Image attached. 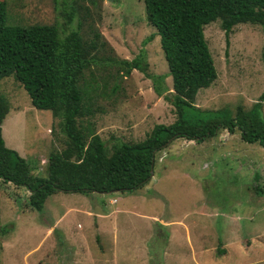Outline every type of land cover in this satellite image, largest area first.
<instances>
[{
    "label": "rangeland",
    "instance_id": "rangeland-1",
    "mask_svg": "<svg viewBox=\"0 0 264 264\" xmlns=\"http://www.w3.org/2000/svg\"><path fill=\"white\" fill-rule=\"evenodd\" d=\"M0 1L7 25L55 26L60 38L76 31L84 43L99 35V50L77 84L83 115L76 121L108 152L114 143L141 141L153 125L174 121L150 78L137 70L124 76L115 62L142 49L145 73L162 76L171 92L142 0H57V6L53 0ZM202 34L216 79L198 91L194 105L232 114L238 106L249 110L264 89L261 28L235 25L227 45L218 20ZM0 95L8 105L0 124L4 145L27 161L31 176L44 178L48 154L66 142L60 120L34 109L12 75L0 80ZM260 114L264 119V103ZM28 195L0 185V228L9 229L0 236V264H264V148L241 142L237 131L220 130L199 144L173 140L154 155L150 179L133 192H57L40 213L28 207Z\"/></svg>",
    "mask_w": 264,
    "mask_h": 264
},
{
    "label": "trees",
    "instance_id": "trees-1",
    "mask_svg": "<svg viewBox=\"0 0 264 264\" xmlns=\"http://www.w3.org/2000/svg\"><path fill=\"white\" fill-rule=\"evenodd\" d=\"M53 3L58 5L57 0ZM142 4L146 22L159 37L171 92L162 76L145 73L142 49L129 61L115 62L124 76L137 70L150 78L154 94L172 107L175 119L167 125H153L141 141L114 143L108 152L97 135L83 132L76 121L83 115L77 84L93 60L91 55L99 50V35L94 34L90 42L84 43L76 31L60 38L55 26L7 25L6 5L0 1V80L12 75L34 109L49 111L60 120L66 139L62 150L48 154L46 176L37 178L31 176L27 161L4 145L0 129V185L24 188L29 193L27 205L31 210L40 213L45 199L57 192H133L150 179L154 155L175 139L199 144L220 130L230 135L237 131L241 142L264 148V119L260 114L264 89L249 110L238 106L233 114L225 107L202 110L194 105L198 91L216 79L202 28L218 20L225 45L231 28L238 24L259 26L264 39V0H142ZM72 12L73 8L66 14L69 21ZM150 40L147 38L142 45ZM261 59L264 63V44ZM7 112V102L0 95V124ZM8 232L7 227L0 228V236Z\"/></svg>",
    "mask_w": 264,
    "mask_h": 264
},
{
    "label": "water",
    "instance_id": "water-1",
    "mask_svg": "<svg viewBox=\"0 0 264 264\" xmlns=\"http://www.w3.org/2000/svg\"><path fill=\"white\" fill-rule=\"evenodd\" d=\"M150 174H152V167H150ZM118 193L116 191L112 192L111 194ZM103 194V193H102Z\"/></svg>",
    "mask_w": 264,
    "mask_h": 264
},
{
    "label": "crops",
    "instance_id": "crops-1",
    "mask_svg": "<svg viewBox=\"0 0 264 264\" xmlns=\"http://www.w3.org/2000/svg\"><path fill=\"white\" fill-rule=\"evenodd\" d=\"M100 195H103V194H100ZM116 210H118V209H116ZM151 219H153V218H151ZM98 225H99V227H100V224L98 223ZM102 226V225H101ZM113 227V226H112ZM112 229V228H111ZM112 232H113V229L111 230ZM187 234H188V230H187ZM188 236H189V234H188Z\"/></svg>",
    "mask_w": 264,
    "mask_h": 264
},
{
    "label": "clouds",
    "instance_id": "clouds-1",
    "mask_svg": "<svg viewBox=\"0 0 264 264\" xmlns=\"http://www.w3.org/2000/svg\"><path fill=\"white\" fill-rule=\"evenodd\" d=\"M111 203H113V201H111Z\"/></svg>",
    "mask_w": 264,
    "mask_h": 264
}]
</instances>
